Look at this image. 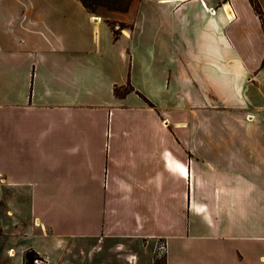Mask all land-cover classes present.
Returning a JSON list of instances; mask_svg holds the SVG:
<instances>
[{"label":"crops","instance_id":"0c3cea01","mask_svg":"<svg viewBox=\"0 0 264 264\" xmlns=\"http://www.w3.org/2000/svg\"><path fill=\"white\" fill-rule=\"evenodd\" d=\"M254 1L0 0V264H264Z\"/></svg>","mask_w":264,"mask_h":264},{"label":"trees","instance_id":"16d2710c","mask_svg":"<svg viewBox=\"0 0 264 264\" xmlns=\"http://www.w3.org/2000/svg\"><path fill=\"white\" fill-rule=\"evenodd\" d=\"M81 3L89 10L92 9V6L94 5H106L110 8H113V9H119V10H124L126 7H127V4H128V0H124V4L118 8V7H113V6H109L107 5L106 3L102 4L103 1L105 0H80ZM254 10L256 11V13L258 15H260V10H259V7L258 5L256 4V2L254 0H250ZM114 94L115 95H119L120 92H119V89L118 88H114ZM37 256L33 251H26L24 253V256H23V264H32V259ZM159 264V263H157Z\"/></svg>","mask_w":264,"mask_h":264},{"label":"rangeland","instance_id":"374dc122","mask_svg":"<svg viewBox=\"0 0 264 264\" xmlns=\"http://www.w3.org/2000/svg\"><path fill=\"white\" fill-rule=\"evenodd\" d=\"M107 4V5H109V6H113V7H118V8H120L123 4H124V0H105V1H103L102 2V4ZM97 5H94V6H92V8L94 9L95 7H96ZM26 11V12H28L29 10L28 9H25V8H20V11ZM43 12V11H42ZM41 12V14H40V16H42V18H43V20L45 21V23L47 24V23H49V22H51L52 20H53V18H54V12L52 13L51 11H48V10H45L43 13ZM56 13V12H55ZM57 14V16H59V14L58 13H56ZM13 15H15L16 16V18H17V21H21L22 19H23V17L25 16L24 14H22V13H15L14 12V14ZM29 18H30V14H28L27 15V18L25 19V22H24V24L25 25H28L27 23H28V21H29ZM161 257V256H160ZM159 264H162V262H159Z\"/></svg>","mask_w":264,"mask_h":264},{"label":"built area","instance_id":"2783aa9c","mask_svg":"<svg viewBox=\"0 0 264 264\" xmlns=\"http://www.w3.org/2000/svg\"><path fill=\"white\" fill-rule=\"evenodd\" d=\"M165 249H166V246H165V243L164 242H158L156 244V248H155V256L156 257H162L165 253ZM32 264H46L44 260L40 259L38 256H35L33 259H32Z\"/></svg>","mask_w":264,"mask_h":264}]
</instances>
